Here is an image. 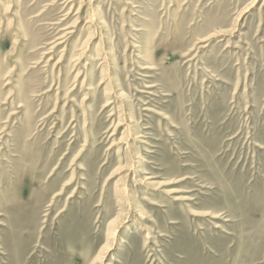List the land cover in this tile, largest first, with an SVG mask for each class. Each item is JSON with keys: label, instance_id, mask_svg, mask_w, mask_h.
<instances>
[{"label": "rangeland", "instance_id": "374dc122", "mask_svg": "<svg viewBox=\"0 0 264 264\" xmlns=\"http://www.w3.org/2000/svg\"><path fill=\"white\" fill-rule=\"evenodd\" d=\"M0 264H264V0H0Z\"/></svg>", "mask_w": 264, "mask_h": 264}, {"label": "bare ground", "instance_id": "6f19581e", "mask_svg": "<svg viewBox=\"0 0 264 264\" xmlns=\"http://www.w3.org/2000/svg\"><path fill=\"white\" fill-rule=\"evenodd\" d=\"M65 4H66V3H65ZM85 8H86V7H85ZM67 28H68V27H67ZM55 44H56V43H55ZM59 44H60V43H59ZM59 44H58V45H59ZM58 45H57V46H58ZM57 46H56V47H57Z\"/></svg>", "mask_w": 264, "mask_h": 264}]
</instances>
